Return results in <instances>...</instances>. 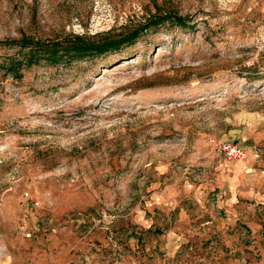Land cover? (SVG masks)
Segmentation results:
<instances>
[{
  "label": "rangeland",
  "instance_id": "1",
  "mask_svg": "<svg viewBox=\"0 0 264 264\" xmlns=\"http://www.w3.org/2000/svg\"><path fill=\"white\" fill-rule=\"evenodd\" d=\"M0 264H264V0H0Z\"/></svg>",
  "mask_w": 264,
  "mask_h": 264
},
{
  "label": "trees",
  "instance_id": "2",
  "mask_svg": "<svg viewBox=\"0 0 264 264\" xmlns=\"http://www.w3.org/2000/svg\"><path fill=\"white\" fill-rule=\"evenodd\" d=\"M165 19H170L165 12L158 15L148 16L144 23L137 25L135 28L117 37H100L97 40L84 39L79 36H74L65 45L58 43H43L37 40L32 41L30 38L23 37L19 40L13 41L18 43L20 48L29 47L27 52L21 58L9 57L7 60H2L1 65L4 71H9L11 75L24 64L37 63L41 59L48 64L67 63L71 60H78L85 57H92L93 55L104 54L111 51L118 50L122 45L132 43L142 30L150 25H157ZM176 22L182 24L179 18Z\"/></svg>",
  "mask_w": 264,
  "mask_h": 264
},
{
  "label": "built area",
  "instance_id": "3",
  "mask_svg": "<svg viewBox=\"0 0 264 264\" xmlns=\"http://www.w3.org/2000/svg\"><path fill=\"white\" fill-rule=\"evenodd\" d=\"M218 152H222L227 158L237 159L243 155V150L232 140L222 139L216 144Z\"/></svg>",
  "mask_w": 264,
  "mask_h": 264
}]
</instances>
